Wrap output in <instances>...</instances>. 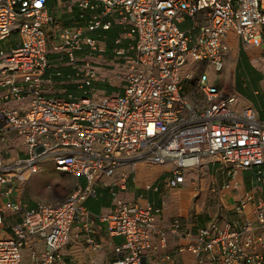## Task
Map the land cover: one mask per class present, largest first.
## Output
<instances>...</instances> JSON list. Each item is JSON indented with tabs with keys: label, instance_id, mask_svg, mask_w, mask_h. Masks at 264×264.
I'll list each match as a JSON object with an SVG mask.
<instances>
[{
	"label": "built area",
	"instance_id": "obj_1",
	"mask_svg": "<svg viewBox=\"0 0 264 264\" xmlns=\"http://www.w3.org/2000/svg\"><path fill=\"white\" fill-rule=\"evenodd\" d=\"M59 5L75 13L71 22L58 20L47 0H0V42L17 35L8 50L0 48V143L15 132L25 148L22 158H0V264H21L24 248L31 264H73L64 261L72 239L84 234L97 252L94 236L104 226L123 241L115 245V258L100 264H145L157 249L153 235L166 246V233L155 225L165 202L118 200L107 214H93L86 202L100 180L125 167L134 173L140 163L169 164V189L184 184L186 173L204 162L221 163L237 188L236 178L247 171L264 183V118L254 107L240 106L232 86L216 84L206 69H224L232 36L259 49L264 62V0ZM183 22L186 28L179 27ZM96 56L112 62L104 65L114 67L112 76L100 74L91 60ZM188 65L191 71L183 74ZM117 83L118 93L98 94L99 84ZM56 85L67 97L57 96ZM47 159L56 171L84 183L53 203L25 207L23 185ZM126 180L123 175L110 186L113 198L117 187L126 190ZM230 181L223 190L232 187ZM234 211L245 219L200 225L187 235L188 243L158 261L185 264L182 256L189 253L192 264H264L263 198L252 188Z\"/></svg>",
	"mask_w": 264,
	"mask_h": 264
},
{
	"label": "crops",
	"instance_id": "obj_2",
	"mask_svg": "<svg viewBox=\"0 0 264 264\" xmlns=\"http://www.w3.org/2000/svg\"><path fill=\"white\" fill-rule=\"evenodd\" d=\"M48 1V0H47ZM64 3L66 0H58ZM58 10L63 13L68 14L62 6L59 5ZM51 11V10H50ZM51 13L59 20L57 14ZM63 22V21H62ZM64 23V22H63ZM69 23V22H68ZM117 33V30L114 29L110 32L111 36L114 37ZM113 39V38H112ZM231 48L226 55L224 68L226 70V76H230V80L224 81L222 86L230 81L232 86V75L233 71L231 67H227V64L231 59L236 57V53L240 50L242 44L239 40L232 36L231 39ZM12 46V45H11ZM247 48V47H246ZM248 50H255L254 48H247ZM261 52V51H260ZM95 64L96 68L103 77H108L113 75V66L105 67L104 65H111L110 60L100 58L98 56L92 57L91 59ZM103 65H100L102 64ZM55 93H61L60 88L63 86L56 85ZM103 88H112L105 84H99L97 86L98 94L99 91ZM258 91H255L257 94ZM237 94V93H236ZM105 95V94H102ZM239 98V96H238ZM257 103L247 102L243 106L250 105L254 107L262 117L261 108L259 105L261 101L257 100ZM239 103L240 99H239ZM261 102L260 104H262ZM1 105V104H0ZM241 106V105H240ZM7 143H0V158L4 160H13L17 157H24L25 148L23 147L21 140L17 138L16 135H10ZM219 170L223 172V165L221 163H211L204 162L202 166L195 168L186 173V182L176 189H169L166 187V182L172 176H169L166 181L161 184H157L146 176L136 177V171L134 173L130 172L128 167L120 169L114 177L104 178L100 180L96 185V194L89 198L86 202V206L93 214H107L111 212L118 200L126 202H138L142 206L147 204L160 206L162 202L164 204V211L156 216L155 225L157 228L162 229L166 233V246H161L159 238L155 235L152 237L153 243L156 245V251L152 254H149V258L145 260V264L157 263L162 264L158 261V256L163 254H170L177 250L180 246L188 243L189 237L188 234H195L197 228L200 225L206 224L217 218L216 212L222 211L219 218L222 221H232V222H242L245 218L244 216H231L235 213L234 206L238 200L243 196L244 193L250 191L252 188L258 191V194L264 200V183L258 184L255 181L254 174L245 180L244 182H238L239 187H235L234 182L230 181V177L227 181L224 182L222 187L230 181L232 187L228 190L216 189V192H213L211 189L214 187V181L212 178L215 173ZM251 172V171H249ZM123 175H127L126 180V190L121 189L120 187L116 188L117 197L113 198L110 195V186L115 182H120ZM226 175V174H225ZM227 176V175H226ZM34 175L23 185V202L25 207H34L35 205L31 204L27 198H25V190L27 184L32 181ZM72 177V187L75 183H84L82 177ZM197 179L196 183L192 184L191 180ZM163 184V185H162ZM162 185V186H161ZM260 187V188H259ZM157 188V190H155ZM71 190V189H70ZM18 192V191H17ZM15 192L14 198H18V194ZM168 193H172L176 201L172 203L170 198H168ZM168 196V197H167ZM185 198V199H184ZM184 199V200H183ZM57 201V200H56ZM52 203L49 201H39L38 203ZM169 204V205H168ZM206 208V211H205ZM225 213V214H224ZM216 215V216H215ZM248 216L251 214L248 212ZM17 217V216H16ZM247 217V215L245 216ZM178 221V226L174 225V222ZM94 240L101 246V249L97 252H92V250L85 244V235L83 234L79 239H72L71 243L64 250V261L66 263L73 264H100L103 262L112 261L114 256V248L116 244H120L123 241L121 237H113L108 234L105 226L102 227L100 231L94 236ZM185 255V254H184ZM184 255L183 260H184ZM192 259L193 257L188 254ZM185 262V260H184ZM169 264V263H164Z\"/></svg>",
	"mask_w": 264,
	"mask_h": 264
},
{
	"label": "rangeland",
	"instance_id": "obj_3",
	"mask_svg": "<svg viewBox=\"0 0 264 264\" xmlns=\"http://www.w3.org/2000/svg\"><path fill=\"white\" fill-rule=\"evenodd\" d=\"M70 1V0H66ZM58 0H48L49 9L57 14L60 21L64 23L71 22L74 17L75 13H63L58 10L59 5L57 4ZM188 26V22H183L179 24L180 28H186ZM109 41L112 39L110 33H108ZM17 42V35L13 34L6 40L0 42V48L3 50H8L11 45H14ZM260 51L259 49L255 50H248L245 46H241L240 50L236 53V57L231 59L230 62L227 64V67H231L233 71L232 75V88L237 93L240 99V105L243 106L247 102H254L259 100L263 102L262 104L259 103L262 113V118H264V82H263V75H264V62L260 58ZM51 56V55H49ZM225 68V67H224ZM192 67L188 65L186 69L183 70V74L185 72L191 71ZM207 72L209 73L211 79L218 85H222L224 81L230 80V76H226V68L223 69L221 72H215L211 68H206ZM201 69H198L200 71ZM231 85L230 81H228L224 87H229ZM119 84H115L111 86L112 88H103L100 89L99 93L105 95H114L118 93ZM73 86L69 85V83L65 86V89L72 90ZM61 93H58L57 96L59 97H67V93H64V88H60ZM255 91H258L255 94ZM10 135H15V132H11ZM148 175L152 181L156 182L157 184H161L166 179L171 176V167L169 164H148V163H140L138 164L136 177ZM252 175V172H243L237 177V181L244 182ZM228 176H226L222 170H219L215 173L212 180L214 181V186L216 189H220L225 181L228 180ZM72 177L69 174H64L62 172L56 171L55 166L51 159L44 160L40 165L39 172L34 175L32 181L27 184L25 190V198L33 204L36 205L39 201H49L54 202L64 196L67 192L70 191L72 188ZM163 185V184H162ZM161 185V186H162ZM260 188V187H259ZM263 194H264V190ZM169 196V197H168ZM168 198L174 203L176 201L175 196L171 193H168ZM185 199V198H184ZM183 199V200H184ZM169 205V204H168ZM206 211V208H205ZM222 211L216 212L217 218L215 220H220ZM225 214V213H224ZM216 216V215H215ZM231 216L238 217L236 213L231 214ZM239 218V217H238ZM6 223H13V217H5ZM7 236H11V230L7 228L6 231ZM1 239V238H0ZM22 254V263L21 264H31L29 259L26 256V249L24 248L21 251ZM189 253H185L184 260L185 264H192V258L188 256ZM191 255V254H190ZM94 264V263H91ZM151 264H157L151 262Z\"/></svg>",
	"mask_w": 264,
	"mask_h": 264
}]
</instances>
